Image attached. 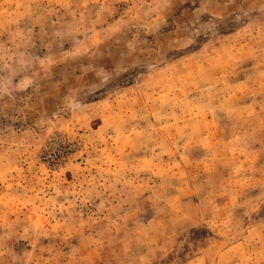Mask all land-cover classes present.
<instances>
[{
    "label": "rangeland",
    "instance_id": "1",
    "mask_svg": "<svg viewBox=\"0 0 264 264\" xmlns=\"http://www.w3.org/2000/svg\"><path fill=\"white\" fill-rule=\"evenodd\" d=\"M0 264H264V0H0Z\"/></svg>",
    "mask_w": 264,
    "mask_h": 264
}]
</instances>
